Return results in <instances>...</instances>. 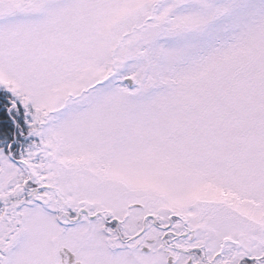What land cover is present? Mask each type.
Instances as JSON below:
<instances>
[{"label": "snow or ice", "instance_id": "6c2138e0", "mask_svg": "<svg viewBox=\"0 0 264 264\" xmlns=\"http://www.w3.org/2000/svg\"><path fill=\"white\" fill-rule=\"evenodd\" d=\"M0 264H264V0H0Z\"/></svg>", "mask_w": 264, "mask_h": 264}]
</instances>
